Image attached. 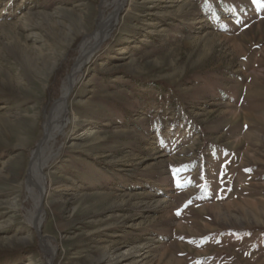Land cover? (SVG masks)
Instances as JSON below:
<instances>
[{
	"label": "rangeland",
	"instance_id": "1",
	"mask_svg": "<svg viewBox=\"0 0 264 264\" xmlns=\"http://www.w3.org/2000/svg\"><path fill=\"white\" fill-rule=\"evenodd\" d=\"M0 264H264V0H0Z\"/></svg>",
	"mask_w": 264,
	"mask_h": 264
},
{
	"label": "bare ground",
	"instance_id": "2",
	"mask_svg": "<svg viewBox=\"0 0 264 264\" xmlns=\"http://www.w3.org/2000/svg\"><path fill=\"white\" fill-rule=\"evenodd\" d=\"M125 4V1H123L119 7V9H117L103 24H102V30L105 29H109V28H113L115 26V20H117L118 14L119 12L123 9ZM100 28V27H99ZM110 31V30H109ZM108 32V31H107ZM106 32V33H107ZM110 33V32H109ZM107 36V35H106ZM96 40L97 42L100 40L99 39V35L97 34L96 36ZM94 47V46H93ZM94 49V48H93ZM86 49L84 48L82 50V54L80 56H86ZM93 53V52H92ZM86 58V57H85ZM82 59V58H81ZM79 61V60H78ZM82 63V62H80ZM77 64V63H76ZM76 68L74 70V72L72 73L71 77H70V81L72 82V84H74V77L76 75ZM69 94V89H66L63 92L62 98L59 101V103L57 104L55 110L53 111V113L51 114V117L49 118V121L47 123L46 126V131L53 128L54 126V121L57 117V115H59L60 113H62L63 111H65L67 109V97ZM59 127V126H58ZM57 127V128H58ZM56 128V127H54ZM53 128V129H54ZM51 141V136L47 137V140L44 141V143L42 144L41 147V151L39 156L35 159L33 166L30 170V176H31V182H33L35 185L40 186L41 188L44 186V181H45V176L43 174V168H44V163L41 162V158L43 156V154H45L46 152H49V156L47 157V159H50L51 157H53L52 152L50 150V148L48 147L49 142ZM45 159V158H44Z\"/></svg>",
	"mask_w": 264,
	"mask_h": 264
},
{
	"label": "water",
	"instance_id": "3",
	"mask_svg": "<svg viewBox=\"0 0 264 264\" xmlns=\"http://www.w3.org/2000/svg\"><path fill=\"white\" fill-rule=\"evenodd\" d=\"M70 77H71V76H70ZM71 90H72V82L70 81L69 94L71 93ZM60 100H61V99H60ZM60 100H58L57 103H58ZM57 103H55L54 106H55ZM54 106H53V107H54ZM48 131H49V130H48ZM48 131H47V134L45 135V139H46V137L48 136ZM43 142H44V141H40V142L38 143L37 148H36V151H35V153L33 154V157H32V163H33V162L35 161V159L39 156ZM32 163H31V166H32ZM29 175H30V172H29ZM39 190H40V192H41L42 199H43L44 196H45L46 191H45L43 188H41V187H39ZM40 211H41V205H40V207H39V213H38L37 218H36V220H35V230H36L38 236L41 235V232H40V223H39V220H40Z\"/></svg>",
	"mask_w": 264,
	"mask_h": 264
}]
</instances>
